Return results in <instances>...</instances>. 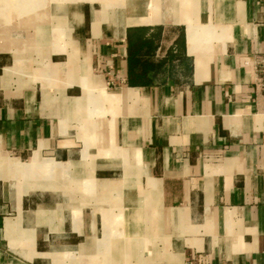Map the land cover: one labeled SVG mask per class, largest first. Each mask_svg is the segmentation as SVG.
Instances as JSON below:
<instances>
[{
    "label": "crops",
    "instance_id": "0c3cea01",
    "mask_svg": "<svg viewBox=\"0 0 264 264\" xmlns=\"http://www.w3.org/2000/svg\"><path fill=\"white\" fill-rule=\"evenodd\" d=\"M264 0H0V264H264Z\"/></svg>",
    "mask_w": 264,
    "mask_h": 264
},
{
    "label": "built area",
    "instance_id": "2783aa9c",
    "mask_svg": "<svg viewBox=\"0 0 264 264\" xmlns=\"http://www.w3.org/2000/svg\"><path fill=\"white\" fill-rule=\"evenodd\" d=\"M255 70L257 72L255 86L264 96V52L256 56Z\"/></svg>",
    "mask_w": 264,
    "mask_h": 264
}]
</instances>
